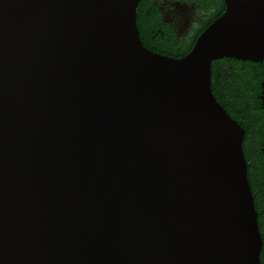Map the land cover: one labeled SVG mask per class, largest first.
Here are the masks:
<instances>
[{
	"label": "water",
	"instance_id": "1",
	"mask_svg": "<svg viewBox=\"0 0 264 264\" xmlns=\"http://www.w3.org/2000/svg\"><path fill=\"white\" fill-rule=\"evenodd\" d=\"M139 0H0V264H261L243 129L211 64L264 58V0L187 54Z\"/></svg>",
	"mask_w": 264,
	"mask_h": 264
},
{
	"label": "flooded vegetation",
	"instance_id": "2",
	"mask_svg": "<svg viewBox=\"0 0 264 264\" xmlns=\"http://www.w3.org/2000/svg\"><path fill=\"white\" fill-rule=\"evenodd\" d=\"M141 3L145 16L156 10L161 21L158 29L172 35L164 49L172 54L186 50L197 31L215 11L216 4L220 8L224 5L223 0H139L138 7ZM195 10L200 12L196 14ZM172 21L176 22L173 24ZM168 24L178 27L173 29ZM143 39L150 47L157 43L156 34L150 39L145 34ZM213 65L216 75L212 92L243 129L241 145L262 240L260 262L264 264V58L252 62L224 57L217 59Z\"/></svg>",
	"mask_w": 264,
	"mask_h": 264
},
{
	"label": "trees",
	"instance_id": "3",
	"mask_svg": "<svg viewBox=\"0 0 264 264\" xmlns=\"http://www.w3.org/2000/svg\"><path fill=\"white\" fill-rule=\"evenodd\" d=\"M215 8H216L215 11L213 13H211L207 22L197 31L195 37L191 41L188 48L180 54H172V53H168V52L164 51V49H166L165 46L168 45V43L170 42L172 35L170 33H168L166 30L163 31L162 29H160V30L158 29L161 25V21H160V18L158 16V13L156 10H154V9L151 10L149 16L148 17L145 16L144 5L141 3L140 6L137 8V17H136V25H137V28L139 30L140 39L148 49H150L154 52L161 53V54H168L172 57L184 56L185 54H187L189 52V50L191 49V47L194 44L195 39L202 32V30L205 27H207L215 18H217L224 11V5H222V7L220 8V6L218 4H216ZM162 32H163V34H162ZM145 34L148 35L149 39L152 37V35L156 34L157 43L154 45V47L147 46V44L144 42L143 37ZM173 52H175V51H173ZM215 61L216 60H214L211 64L210 87L212 90H213V83H214V79H215V75H216V71H215V68L213 65Z\"/></svg>",
	"mask_w": 264,
	"mask_h": 264
},
{
	"label": "rangeland",
	"instance_id": "4",
	"mask_svg": "<svg viewBox=\"0 0 264 264\" xmlns=\"http://www.w3.org/2000/svg\"><path fill=\"white\" fill-rule=\"evenodd\" d=\"M200 11H196L195 10V12L194 13H196V14H198ZM191 16H193V15H191ZM193 19H194V17H193ZM176 21H172V23L174 24ZM173 24H168V25H170V27H172L173 29H176L178 26H175V25H173ZM182 32V31H181Z\"/></svg>",
	"mask_w": 264,
	"mask_h": 264
}]
</instances>
